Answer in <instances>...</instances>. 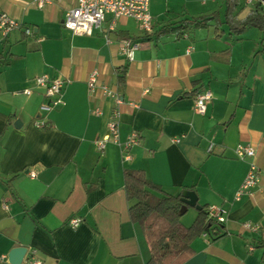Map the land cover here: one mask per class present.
<instances>
[{"label":"crops","instance_id":"crops-1","mask_svg":"<svg viewBox=\"0 0 264 264\" xmlns=\"http://www.w3.org/2000/svg\"><path fill=\"white\" fill-rule=\"evenodd\" d=\"M36 1L0 0V13L33 31L0 33V264H12L9 256L20 247L24 260L35 253L42 264H147L149 243L129 216L126 170L144 171L167 194L194 191L200 207L227 212L221 231L214 225L197 237L182 264H264V32H230L227 0H150V34L127 18L111 32L107 16L92 35H76L63 26L76 0H48L42 9ZM215 12L218 21L208 28L182 38L158 34L167 24ZM251 13L264 20L258 5L237 0L239 20ZM128 38L140 44L133 61L121 51ZM44 75L66 80L63 103L49 113L41 110L49 102L45 88L35 83ZM103 87L122 104L115 106ZM204 90L214 99L199 115L195 97ZM115 108L119 141L100 153L96 141L109 133ZM132 133L139 142L125 161L121 146ZM239 144L251 145L255 158L238 159ZM253 162L260 184L236 200ZM198 212L188 208L184 226ZM74 218L82 221L77 228L69 224ZM247 222L259 230H246Z\"/></svg>","mask_w":264,"mask_h":264},{"label":"built area","instance_id":"built-area-1","mask_svg":"<svg viewBox=\"0 0 264 264\" xmlns=\"http://www.w3.org/2000/svg\"><path fill=\"white\" fill-rule=\"evenodd\" d=\"M48 3V0H37L36 5L42 9ZM249 5H258L262 16L264 17V0H247ZM107 16L111 17V23L109 25V31H115L117 21L122 18L135 20L140 30L143 33H152L153 31V18L150 14V0H76V6L67 11L63 20V26L72 31L76 35H92L96 28L102 26ZM22 29L27 36H31L33 31L30 27L24 26L21 22L11 18L5 13H0V33L3 36L9 35L13 30ZM140 48V44L133 41L131 38L123 39L121 42V51L123 55L127 57L129 61H133L135 58V52ZM98 71H93L90 74L88 86L92 90L95 88L98 80ZM38 87L45 88V95L49 99V102L41 107L44 112H51L57 106L63 103L62 95L65 89L66 80L62 77L50 78L47 75L41 76L35 81ZM103 91L107 96H111L115 101V106L122 104V99L116 94L110 91L107 87H103ZM24 94L31 95L32 90L27 89ZM214 99V95L211 90H204L195 97V111L199 115H204L207 111L208 105ZM119 115L120 112L115 108L113 112L112 120L109 122V133L102 139L96 141L97 150L100 153L105 151L107 143L112 139L118 143L119 141ZM36 126L38 128H44L45 122L37 121ZM181 138L173 139L174 143H179ZM139 142V136L137 133H132L125 143L122 144V152L124 154V160H131L130 150ZM213 144L210 145L209 151L213 150ZM236 157L240 160L254 159L255 149L248 144H239L235 148ZM261 171L258 166L253 162L250 170L236 194V200H240L245 195H251L253 190L260 184ZM31 178H35L36 174L31 173ZM4 207H7L4 204ZM227 212L216 205H211L207 209L208 220L216 225H224L227 221ZM81 219H71L69 224L73 228H77L81 224ZM246 230L257 232L259 226L247 222L243 225ZM254 247H250L253 250ZM27 257L23 264H42L34 254Z\"/></svg>","mask_w":264,"mask_h":264},{"label":"trees","instance_id":"trees-1","mask_svg":"<svg viewBox=\"0 0 264 264\" xmlns=\"http://www.w3.org/2000/svg\"><path fill=\"white\" fill-rule=\"evenodd\" d=\"M236 2L237 0H227L225 23L230 32L241 34L252 26L264 32V20L257 13H251L243 20L234 15ZM218 18L217 12L195 18H183L163 26L158 34H174L177 38H182L193 29L208 28L211 22L218 21ZM126 73L127 68L118 76L120 89L125 87ZM124 178L126 196L131 203L130 219L141 227L150 246L151 257L147 264H182L193 253L192 242L216 225L208 220L209 206L201 207L194 223L186 227L181 222L183 216L181 195L165 193L150 181L142 170H126ZM221 226H216L219 232Z\"/></svg>","mask_w":264,"mask_h":264},{"label":"water","instance_id":"water-1","mask_svg":"<svg viewBox=\"0 0 264 264\" xmlns=\"http://www.w3.org/2000/svg\"><path fill=\"white\" fill-rule=\"evenodd\" d=\"M181 201L183 203L182 214H185L188 208H195L197 210H201V207L198 205V197L194 191L185 190L181 194ZM27 253L25 248H16L13 249L10 254V259L12 264H22L24 257Z\"/></svg>","mask_w":264,"mask_h":264},{"label":"rangeland","instance_id":"rangeland-1","mask_svg":"<svg viewBox=\"0 0 264 264\" xmlns=\"http://www.w3.org/2000/svg\"><path fill=\"white\" fill-rule=\"evenodd\" d=\"M224 16H225V14H224ZM129 24L131 25V26H133V28H135V29H138V23H136V22H134L133 20H130L129 19ZM141 31V30H140ZM183 218V219H182ZM182 221L184 220V219H189L190 218V216H189V214L188 213H186L184 216H182ZM182 224H183V222H182ZM184 225V224H183Z\"/></svg>","mask_w":264,"mask_h":264}]
</instances>
